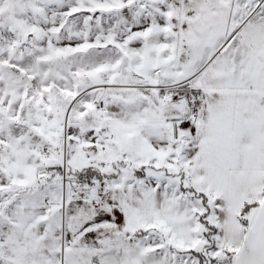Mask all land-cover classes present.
Instances as JSON below:
<instances>
[{"label":"snow or ice","instance_id":"1","mask_svg":"<svg viewBox=\"0 0 264 264\" xmlns=\"http://www.w3.org/2000/svg\"><path fill=\"white\" fill-rule=\"evenodd\" d=\"M0 264H264V0H0Z\"/></svg>","mask_w":264,"mask_h":264}]
</instances>
